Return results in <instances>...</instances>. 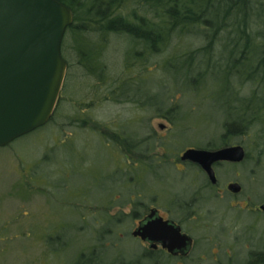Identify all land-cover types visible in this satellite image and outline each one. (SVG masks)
I'll use <instances>...</instances> for the list:
<instances>
[{
    "label": "trees",
    "instance_id": "trees-1",
    "mask_svg": "<svg viewBox=\"0 0 264 264\" xmlns=\"http://www.w3.org/2000/svg\"><path fill=\"white\" fill-rule=\"evenodd\" d=\"M59 1L73 13L61 45L67 78L73 69L72 58L76 70L95 82H89L88 87L95 97L83 103L85 107L80 102L68 117V134L60 144L75 140L72 146L77 156L65 164L77 162L85 167L90 163L89 187L102 175L110 177L105 196L91 201L90 231L84 230L83 206H76V218L67 222L76 225L74 233H80L85 243L93 242L78 249L71 264H154L158 252L139 249L124 257L121 243L132 237L125 227L146 211L155 196L160 198L156 187L147 184L145 178L163 182L164 167L172 165L167 160L169 150L175 152L180 134L193 130L192 118L205 101L218 103L223 115L215 130L218 136L213 137L217 140H208L205 145L214 147L234 140L242 144L237 138L252 136L257 147L255 160L264 157V0ZM155 73L160 79L151 77ZM172 74L173 82L163 81ZM221 77L226 84L213 89L211 79ZM67 78L45 126L59 122ZM95 102L128 104L142 114L131 121L122 117L97 120L92 115ZM145 114L167 120L173 138L157 139L156 133L146 128ZM88 135L91 140L95 137L105 155L104 169L93 168L89 158L79 153L88 148ZM157 149L163 150V159L157 158ZM112 153L119 155L117 163L111 164L108 156ZM175 153L173 157H177ZM47 158L43 155L41 162L51 163ZM128 206V213H109L115 207ZM84 240L79 242L84 244ZM110 250L117 251L114 258L104 254Z\"/></svg>",
    "mask_w": 264,
    "mask_h": 264
},
{
    "label": "rangeland",
    "instance_id": "rangeland-1",
    "mask_svg": "<svg viewBox=\"0 0 264 264\" xmlns=\"http://www.w3.org/2000/svg\"><path fill=\"white\" fill-rule=\"evenodd\" d=\"M71 62L74 64L73 69H71L69 77L67 78V75L65 77L67 78L66 82L69 83V92L67 89L62 98L64 104L60 109L59 122L55 125L48 124L44 125L45 127H38L14 139L9 144L0 146V264H71L74 263L78 249L83 250L88 245L93 244L91 241L85 243L84 239H80V233L77 234L79 236H76L74 233L76 225L72 227L67 222L76 218L73 215V212L77 211L75 207L83 206L84 230L90 231L92 224L90 215L94 205L91 201H96L105 196L110 177L102 175L101 178L98 177L97 183L89 187L87 185L88 176H91L90 163L85 167L80 166L77 162L76 165L65 164V162L75 160L77 156V152L72 146H75V140H67L60 144L68 134L69 125L67 124L70 119L68 117L75 113L80 102L82 104L88 103L95 97L93 90H88L89 82L95 83L93 78L91 77L89 81L88 76L82 75L76 70L75 60L71 58ZM151 77H154L155 80L160 79L156 73L152 74ZM173 77V74L172 76L167 75L163 81L173 82ZM70 78L72 81L69 82ZM211 82L214 86L213 89H219L226 84V80L222 77L215 80L211 79ZM72 91L76 92L72 93ZM218 106V103L214 101H205L197 115L192 118L195 122L193 130H186L180 134L179 141L175 145L176 153L170 150L168 152L171 155L167 157V160L172 165L171 167H164L162 171L165 174L163 182L154 181L151 177L145 178V182L155 186L160 193V198L155 196L156 199H154V203L157 202L159 208L167 205L172 199L171 197L175 195L180 196L179 198L184 197L186 188V194L191 192L192 187L189 184H192L191 182L199 177V173L194 170L189 173L188 170L187 176H182V171L177 170V167L180 170L183 167L179 165L177 160L185 148L198 146L202 142L205 143L218 136L215 130H218L217 125H220L223 116ZM82 107H85V104ZM92 112V115L94 114L96 119L98 118L97 120L102 119L101 121H109L113 117H122L131 121L141 113L140 110H134L128 104L101 102L97 104L95 102ZM88 116L90 118V115ZM149 116L150 114H145L146 128L153 130L157 139L171 140L169 138H173L174 135L171 136L169 122L162 118H148ZM237 139L242 142L248 156L239 163L216 164L215 170L218 173L219 184L222 186L227 182L236 180L243 185L244 190L241 195H251L255 200H259L264 196V157H261L259 161L255 160L257 147L254 146L252 136ZM235 142L237 140H234L233 143ZM87 144L88 148L79 153L84 158H89L88 161L92 162L93 168L104 169L105 155L99 148L95 137L94 140H91V135H88ZM51 147L53 149H50ZM155 153L157 158H164L162 156L163 150L157 149ZM172 153H175L177 157H173ZM43 155H46L47 159L52 162H41ZM112 155H107L111 164L113 161L117 163L119 155L117 153H112ZM174 164H178L177 167ZM48 174L50 178L47 180ZM87 195L90 196V200L89 198L86 199ZM130 209L129 206L122 209L115 207L109 210V213L110 215H115L118 212L128 213ZM160 210L164 213L162 208ZM136 223L135 221L125 228L131 232ZM187 227L188 231V228L192 230L191 233L196 240L201 241L204 238L199 228ZM213 228L212 226L210 228L212 233L215 232ZM260 231L254 233L255 239L260 237ZM56 237L58 240H55ZM231 238V236L228 237V239ZM80 240H84V244H81ZM138 242L140 243V241ZM138 242L133 237L127 236L125 238L120 246L124 257L139 252L140 244ZM209 243L212 244V241ZM224 247L227 248V246L221 247V254L226 249ZM195 250L191 260L186 264H210L209 261L215 257L214 255L211 256L212 253L208 246ZM107 253L110 258H114L113 256L117 251L110 250L104 254ZM244 257L245 251L240 250L237 259Z\"/></svg>",
    "mask_w": 264,
    "mask_h": 264
},
{
    "label": "water",
    "instance_id": "water-1",
    "mask_svg": "<svg viewBox=\"0 0 264 264\" xmlns=\"http://www.w3.org/2000/svg\"><path fill=\"white\" fill-rule=\"evenodd\" d=\"M73 22L71 8L59 0H0V146L45 125L51 118L65 81L67 62L61 53L65 31ZM244 148H187L179 160L205 171L215 184L213 164L240 162ZM228 188L238 191L237 182ZM264 211V203L261 205ZM132 236L171 254H187L192 237L155 208L139 221Z\"/></svg>",
    "mask_w": 264,
    "mask_h": 264
},
{
    "label": "flooded vegetation",
    "instance_id": "flooded-vegetation-1",
    "mask_svg": "<svg viewBox=\"0 0 264 264\" xmlns=\"http://www.w3.org/2000/svg\"><path fill=\"white\" fill-rule=\"evenodd\" d=\"M215 140L217 139H212V141ZM218 144V146L214 145V147H212L211 144L205 145L204 143L205 146L198 145L192 148L213 150L225 146L237 145L239 143L229 142ZM239 145L243 147L242 144ZM245 157L246 151L243 160ZM177 161L179 165L183 167L180 170L177 167L178 164H176L177 170L180 172L182 171V176H187L188 172L190 171L189 173H191L193 170L199 173V177H196V179L191 182L192 184H189L192 187L191 192L186 194V188L184 197L177 198V200L173 198L170 199L167 205L161 207L164 213L160 210L161 208H159L157 202L150 203L147 209H145L146 211L141 213L136 220L137 223L135 227L152 208H155L163 220H173L180 226V232L186 233L192 237L191 249L187 254L181 255L178 253L174 255L168 252V250L163 248L159 243L156 244L155 248L149 247V243L143 241L140 237L132 236L131 231L130 235L137 242L140 241V243L138 242L140 244L139 249L158 252V255L154 259V264H186L191 260V256L196 251L195 249H203V247L207 246L212 253L211 256H215H212L213 258L209 261L210 264H259V262H264V211L261 208V205L264 203V196L259 198V200H255L251 195H241L244 188L243 185L236 180L220 186L218 173L215 170L216 164L239 162L219 161L214 163L213 168L217 181L213 184L210 182L205 171L198 165L189 161L182 162L179 159ZM233 182L238 183L240 187L238 191H232L228 188L229 184ZM220 208H222L223 211L220 210ZM224 210L226 211L224 212ZM187 226L199 228L204 238L201 241L196 240L191 233L192 230ZM211 226L215 229L213 233L210 231ZM259 230H261V235L255 239L254 233ZM230 236L232 238L228 239ZM210 241H212V244L209 243ZM223 246H227V248L224 247L226 249L221 254V247ZM240 250L245 251V257L237 259Z\"/></svg>",
    "mask_w": 264,
    "mask_h": 264
}]
</instances>
